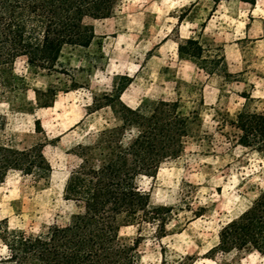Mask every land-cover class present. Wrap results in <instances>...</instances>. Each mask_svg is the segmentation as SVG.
<instances>
[{
	"label": "rangeland",
	"instance_id": "obj_1",
	"mask_svg": "<svg viewBox=\"0 0 264 264\" xmlns=\"http://www.w3.org/2000/svg\"><path fill=\"white\" fill-rule=\"evenodd\" d=\"M94 38L87 47L64 45L56 71L32 75L23 59L13 65L25 77L30 106L11 111L0 103L8 134L19 147L42 142L51 167L48 184L32 187L29 178L9 173L0 184V220L10 229L38 233L65 225L76 212L62 189L68 172L79 160L77 145L93 143L96 133L113 120L108 108L86 115L92 98L110 93L118 76L130 78L120 101L134 109L142 102L175 101L196 118L190 125L184 150L163 162L153 177H139L140 192L151 206L173 207L175 215L156 239L154 226H142L138 264H264L256 253H206L217 244L221 227L245 211L264 191V160L255 151L236 144L240 132L236 114L244 110L264 114V0L253 6L237 1L216 5L209 0H120L111 17L86 19ZM195 38L211 55L223 46L232 78L206 75L176 54L177 44ZM55 93L53 101L45 89ZM39 90L37 107L32 90ZM248 96L244 101L240 95ZM100 104L103 101L97 99ZM15 108V107H14ZM28 112L27 110H30ZM39 120L43 135L33 132ZM200 214L199 216H197ZM121 228V237L134 235ZM0 244V258L5 256Z\"/></svg>",
	"mask_w": 264,
	"mask_h": 264
},
{
	"label": "trees",
	"instance_id": "obj_2",
	"mask_svg": "<svg viewBox=\"0 0 264 264\" xmlns=\"http://www.w3.org/2000/svg\"><path fill=\"white\" fill-rule=\"evenodd\" d=\"M119 1L0 0V103L19 113L24 112L23 106L33 108L26 99L29 87L25 77L14 72L16 60H24L28 74L57 72L64 45L87 47L93 40V29L85 20L111 17ZM209 1L214 5L223 1L255 4V0ZM217 51L218 55L209 54L192 37L176 47L180 60L206 75L232 78L221 48ZM115 80L121 82L113 81L111 92L92 98L85 109L86 115H91L108 108L112 124L99 129L93 143L70 151L79 163L68 172L62 196L75 205L76 212L65 225H52L36 234L10 229L5 219L0 220V244L6 252L0 264H138L143 225L154 226L156 239L169 234L166 227L175 215L174 208L151 206L136 181L142 176L153 177L163 162L181 155L196 114L183 113L177 100L146 101L132 109L120 101L130 78L118 76ZM32 91L37 107H50L51 102L39 103L41 91ZM44 93L53 101L55 93L50 87ZM240 97L250 100L244 94ZM235 124L240 132L236 144L264 160V114L249 113L243 106ZM5 128V116L0 114V184L15 172L29 178L33 188L45 187L51 167L43 155L48 141L39 120H34L33 132L44 140L28 147H19L16 135L6 133ZM125 227H134V235L121 237L119 231ZM232 252L256 253L264 260V191L220 228L217 244L206 256L213 259L215 254Z\"/></svg>",
	"mask_w": 264,
	"mask_h": 264
},
{
	"label": "crops",
	"instance_id": "obj_3",
	"mask_svg": "<svg viewBox=\"0 0 264 264\" xmlns=\"http://www.w3.org/2000/svg\"><path fill=\"white\" fill-rule=\"evenodd\" d=\"M256 1V0H255ZM221 50H222V53H223V55H224V59H225V62H226V66H227V72L229 73V74H231L232 75V73L229 71V69H228V67H229V63L227 62V57H226V54H225V51H224V49H223V46H221ZM60 56V55H59ZM59 59V58H58ZM243 99V98H242ZM244 100V99H243Z\"/></svg>",
	"mask_w": 264,
	"mask_h": 264
}]
</instances>
